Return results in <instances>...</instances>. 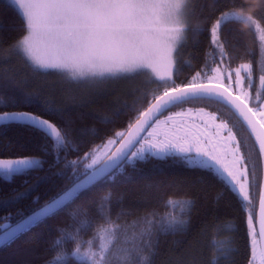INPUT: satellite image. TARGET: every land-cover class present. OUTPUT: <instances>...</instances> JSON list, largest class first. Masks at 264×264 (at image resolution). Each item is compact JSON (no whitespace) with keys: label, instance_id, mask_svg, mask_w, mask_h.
<instances>
[{"label":"snow or ice","instance_id":"snow-or-ice-1","mask_svg":"<svg viewBox=\"0 0 264 264\" xmlns=\"http://www.w3.org/2000/svg\"><path fill=\"white\" fill-rule=\"evenodd\" d=\"M231 3L222 10L221 0H0L21 21L20 34L3 50L4 59L19 57L33 75L56 74L68 84L86 85L93 99L106 94L99 86L108 81L145 76V85H155L152 91L130 90L131 101L98 117L105 125L130 117L126 132L115 131L83 157L65 159L63 168L52 176L39 177L53 189V176L67 183L43 204L37 198L30 214L16 223L0 224V246L66 211L97 183L113 180L129 166L155 160L157 165L171 163L202 173L198 179L221 182L246 214L248 264H264V246L259 244L264 241V61L257 58L230 67L241 55L258 57L264 52V23L256 14L264 16V0H239V10L237 0ZM16 30L15 23L0 18V41L4 33ZM245 35L255 37L256 52L244 42ZM202 36L210 48L205 63L200 71L182 78L197 58L192 53L185 56L189 39L196 47ZM18 84L10 77L0 78V107L34 106L36 111H0V129L16 125L40 133L42 139L52 141L56 163L61 161L59 150L78 151L69 139L71 121L64 119L68 109L43 100L37 92L22 91ZM197 104L205 106L196 109L199 123L189 125L184 119L191 117L192 108L160 119L173 108ZM46 115L60 117V126ZM176 117H181L179 123ZM87 131L99 135L97 129ZM43 150L47 152V146ZM87 159L90 163L81 167ZM43 164L35 156L0 158V179L11 182ZM27 192H16L13 199H23ZM194 203L190 198L169 197L170 211H151L130 225H120L111 220L114 205L120 206L117 219L136 210L126 207L122 196L113 201L109 193L97 204L104 224H97L86 209L69 213L75 224L59 230L50 243L54 255L47 264H154L161 237L188 232ZM93 228V235L85 239ZM223 230L228 234L211 241L209 264L221 260L233 264L239 252L235 225L227 221ZM97 240L103 243L96 244Z\"/></svg>","mask_w":264,"mask_h":264},{"label":"trees","instance_id":"trees-1","mask_svg":"<svg viewBox=\"0 0 264 264\" xmlns=\"http://www.w3.org/2000/svg\"><path fill=\"white\" fill-rule=\"evenodd\" d=\"M238 3L239 0H237V10H239ZM221 4L222 10L232 7L231 0H221ZM255 6L253 2L252 8ZM252 8L247 10L251 11ZM256 14L264 23V16L259 12ZM0 18L6 24L11 22L17 26L16 31L4 33L0 41V78L10 77L19 82L20 90L37 92L43 100L66 107L68 111L64 114V119L71 121L73 130L69 139L78 148V151L59 150L61 161L56 163V153L51 147L52 141H45L40 133L16 125L6 130L0 129V158L35 156L44 161L41 169L31 171L27 175L16 176L11 182L0 179V202H2L0 203V224H14L21 216L30 214L32 208L36 206L34 201L37 198L39 203L43 204L55 190L64 187L67 183L66 180L53 176L52 179L56 183V188L53 189L51 184L40 182L39 177L52 176L63 168L65 159L74 160L83 157L89 149L102 145L105 140L112 137L115 131H125L130 119V117H123L114 125H105L100 122L99 116L110 112L126 100L131 101V96L128 95L130 90L145 87L149 90L155 88V85H145V76L108 81L99 86L100 90L106 94L97 95L93 99L91 90L86 85L68 84L56 74L35 76L19 57L4 59L3 50L20 34L21 21L2 4H0ZM229 27L243 28L244 25L230 24ZM243 39L249 49L253 52L257 51V43L253 35H245ZM200 41L199 46L194 47L189 39L185 56L192 53L197 58L193 59L194 66L182 73V78L200 71L205 63L204 57L210 48L206 37H200ZM257 58L260 59V53L258 57L241 55L231 62L230 67L249 60L255 62ZM211 66L215 67V64ZM85 99L89 102L81 103ZM211 109L215 111L214 108ZM14 110L36 111V108L22 105L0 107V111ZM45 118L57 123L58 126L61 124V118L58 116L46 115ZM89 129L99 130V135H92L87 131ZM45 146L48 148L47 152L43 150ZM87 160L82 161L81 167ZM202 175L176 164L157 165L155 160L141 162L136 168L129 166L118 173L113 180L102 181L83 192L66 211L45 218L11 244L1 246L0 264H47L54 255L50 249V243L60 234L59 230L75 224L69 213L81 208L86 209L89 216L95 217L97 224H104L105 221L97 215V204L109 193L113 201L122 196L124 205L136 210L133 215L117 219L116 214L120 211V206L114 205L111 209V220L120 225H130L137 217L151 211L158 214L170 211L166 207L169 197L190 198L195 201L189 214L188 232L161 237L159 254L155 257L154 264H209L213 251L211 241L214 236L219 239L228 234L223 230V225L227 221H231L236 227L235 235L239 246V252L233 264H248L250 236L245 212L237 200L226 192L221 182L198 179ZM25 189H28L25 198L13 199L16 192H23ZM80 218L78 214L77 219ZM94 231L95 228L88 230L84 238H90ZM95 243L101 244L103 241L97 240ZM220 264H228V262L221 260Z\"/></svg>","mask_w":264,"mask_h":264},{"label":"rangeland","instance_id":"rangeland-1","mask_svg":"<svg viewBox=\"0 0 264 264\" xmlns=\"http://www.w3.org/2000/svg\"><path fill=\"white\" fill-rule=\"evenodd\" d=\"M260 60H261V61H264V52H261V53H260ZM241 63H242V62H241ZM239 64H240V63H239ZM237 65H238V64H237ZM237 65L233 66L232 68H235ZM208 74L210 75L211 73H208ZM154 89H155V88H150L149 91H152V90H154ZM202 107H205V106L202 105V104H197V105H184V106H182L181 108H173V109L170 110V112H166V113H164V115L161 116L160 119L163 120L164 117L167 116V115H170V114L175 113V112L184 111V110H186L187 108H192V109H193V112H192L191 117H190V118H189V117H185L184 119L187 121V123H188L189 125H191V124H193V123H199V118H198V116H197L196 109H198V108H202ZM205 110H206V111H214V110L211 109V108H206ZM180 120H181V117H176V121H177V123H179ZM113 147H114V146H111L110 150H112ZM105 151H108V150L106 149ZM86 163H90V159H88V160L86 161Z\"/></svg>","mask_w":264,"mask_h":264},{"label":"water","instance_id":"water-1","mask_svg":"<svg viewBox=\"0 0 264 264\" xmlns=\"http://www.w3.org/2000/svg\"><path fill=\"white\" fill-rule=\"evenodd\" d=\"M47 119V118H46ZM127 131V129L125 130V132ZM118 146V144L117 145H115L113 148H112V150L111 151H115V148ZM257 239L259 240V237H257ZM259 244H260V246H264V241H259ZM1 247V246H0Z\"/></svg>","mask_w":264,"mask_h":264}]
</instances>
